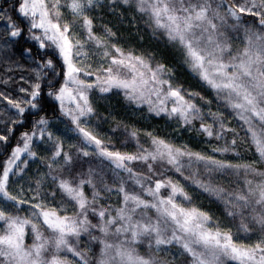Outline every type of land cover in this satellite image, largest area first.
Listing matches in <instances>:
<instances>
[{"label": "snow or ice", "instance_id": "1", "mask_svg": "<svg viewBox=\"0 0 264 264\" xmlns=\"http://www.w3.org/2000/svg\"><path fill=\"white\" fill-rule=\"evenodd\" d=\"M0 264H264V0H0Z\"/></svg>", "mask_w": 264, "mask_h": 264}, {"label": "trees", "instance_id": "2", "mask_svg": "<svg viewBox=\"0 0 264 264\" xmlns=\"http://www.w3.org/2000/svg\"><path fill=\"white\" fill-rule=\"evenodd\" d=\"M103 103H104V104L111 103L113 106H116L117 111H122V110L119 108V102H118V100H117L116 97H113L112 100H111L110 102H109V101H104ZM105 128H107V125H105ZM33 167H35V166L33 165ZM204 205H205V206H208L206 200L204 201Z\"/></svg>", "mask_w": 264, "mask_h": 264}, {"label": "rangeland", "instance_id": "3", "mask_svg": "<svg viewBox=\"0 0 264 264\" xmlns=\"http://www.w3.org/2000/svg\"><path fill=\"white\" fill-rule=\"evenodd\" d=\"M103 103V102H102Z\"/></svg>", "mask_w": 264, "mask_h": 264}]
</instances>
